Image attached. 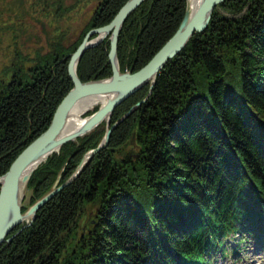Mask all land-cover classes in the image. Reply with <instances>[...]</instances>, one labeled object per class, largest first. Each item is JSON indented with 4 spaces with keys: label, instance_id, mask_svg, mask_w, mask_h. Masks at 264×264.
Wrapping results in <instances>:
<instances>
[{
    "label": "trees",
    "instance_id": "1",
    "mask_svg": "<svg viewBox=\"0 0 264 264\" xmlns=\"http://www.w3.org/2000/svg\"><path fill=\"white\" fill-rule=\"evenodd\" d=\"M126 1L99 0L74 42H52L28 71L0 83V175L50 125L73 86L71 53ZM186 6L145 0L134 10L118 42L122 71L153 57ZM110 47L107 37L84 53L82 80L112 74ZM150 86L118 105L112 123ZM105 131L103 123L40 165L30 205L61 172L60 183L67 180ZM247 237L264 241V0H225L207 29L160 70L108 146L0 246V264H215L218 251L230 250L228 239L237 253Z\"/></svg>",
    "mask_w": 264,
    "mask_h": 264
},
{
    "label": "water",
    "instance_id": "2",
    "mask_svg": "<svg viewBox=\"0 0 264 264\" xmlns=\"http://www.w3.org/2000/svg\"><path fill=\"white\" fill-rule=\"evenodd\" d=\"M143 1L144 0H127L110 23L90 29L77 50L72 53L69 63V72L74 82L73 89L69 91L58 105L47 130L23 150V152L14 160L10 169L3 176H0V181L3 184L0 194V245L6 240V236L12 232L13 229L23 223L27 218L31 219L30 221L27 220L25 226L30 225L34 220L38 209L51 200L58 191L74 181L75 176L79 173L84 162L87 160L86 157H91L107 145L113 128L108 127L103 143L85 155L86 157L82 159L78 165L77 171L70 177V179L60 186L59 181H57L53 190L33 203L28 211L23 214L21 211L23 196L20 194V186L27 182L34 169L37 168L38 162L35 158L39 154L41 155L45 153L44 150L46 149H50V151L54 150L61 146L65 141L76 139L81 134L87 133L90 129L100 123L105 116L108 115V117H110L118 104L123 102L143 85L150 82L152 90L160 70L171 58L185 47L193 34L204 31L208 27L214 8L224 0H201L200 4L192 14H190L189 0H187V10L176 33L157 51L152 59L139 70L134 72L122 71L118 58L119 36L126 18L136 10ZM108 36H110L111 40L109 59L112 64L113 74L106 79H97L87 82L82 81L77 72L78 62L86 50L99 45ZM85 94H111V96L108 102L102 105L98 111L94 113L93 119L91 118L85 122L79 131L60 136L59 134L64 128L69 109L75 101ZM134 107L123 117L125 118L128 116ZM121 120L122 119H120L119 122ZM108 122H110V120ZM28 167L31 169L26 172L23 175L24 178H22L24 170Z\"/></svg>",
    "mask_w": 264,
    "mask_h": 264
},
{
    "label": "rangeland",
    "instance_id": "3",
    "mask_svg": "<svg viewBox=\"0 0 264 264\" xmlns=\"http://www.w3.org/2000/svg\"><path fill=\"white\" fill-rule=\"evenodd\" d=\"M98 1L0 0V83L12 78V63L28 69L33 65L38 53L46 54L51 50L52 42L61 40L66 45L74 42L82 33ZM148 97L149 94L141 103ZM96 106L98 108L99 105ZM31 200L32 189L27 184L23 200L25 208L30 206ZM81 221L83 223L85 218ZM26 223L27 221L21 224ZM20 226L22 228V225ZM21 228L14 234L13 231L10 232V235L15 237L21 232ZM252 241L251 238L248 239L245 244L248 245L246 251L236 255H222L218 252L215 264H264V251L250 249L252 243L249 242ZM228 244L234 245V242L229 241Z\"/></svg>",
    "mask_w": 264,
    "mask_h": 264
},
{
    "label": "bare ground",
    "instance_id": "4",
    "mask_svg": "<svg viewBox=\"0 0 264 264\" xmlns=\"http://www.w3.org/2000/svg\"><path fill=\"white\" fill-rule=\"evenodd\" d=\"M225 1V0H224ZM224 1H222V2H224ZM145 2V0L142 2V3H140V6L143 4ZM200 2H201V0H189V6H190V14H192L195 10H196V8L198 7V5L200 4ZM221 2V3H222ZM221 3H219V4H221ZM219 4H217V6L214 8V11H215V9L219 6ZM187 5H188V3H187ZM139 7V6H138ZM186 10H187V6H186ZM134 12V11H133ZM132 12V13H133ZM131 13V14H132ZM185 13H186V11H185ZM117 14V13H116ZM131 14H129V16L131 15ZM128 16V17H129ZM185 16V15H184ZM212 16H213V14H212ZM127 17V18H128ZM127 18H126V20H127ZM184 18V17H183ZM212 19V18H211ZM125 20V21H126ZM183 20V19H182ZM112 21V20H111ZM110 21V22H111ZM109 22V23H110ZM182 22V21H181ZM108 24V23H107ZM124 24H125V22H124ZM106 25V24H105ZM124 26V25H123ZM98 27H100V26H98ZM123 29V28H122ZM207 29V28H206ZM205 29V30H206ZM178 30V28L176 29V31ZM204 30V31H205ZM90 31V30H89ZM176 31L166 40V42L176 33ZM201 32H203V31H201ZM88 33V32H87ZM86 33V34H87ZM81 35V34H80ZM79 35V36H80ZM194 35V34H193ZM86 36V35H85ZM108 37H110V36H108ZM120 37V36H119ZM193 37V36H192ZM192 37L190 38V40L192 39ZM85 38V37H84ZM84 38H83V40H84ZM107 38V37H106ZM105 38V39H106ZM104 39V40H105ZM82 40V41H83ZM103 40V41H104ZM190 40L187 42V44L190 42ZM102 41V42H103ZM101 42V43H102ZM165 42V43H166ZM100 43V44H101ZM164 43V44H165ZM81 44V43H80ZM119 44V43H118ZM163 44V45H164ZM186 44V45H187ZM110 45H111V40H110ZM162 45V46H163ZM185 45V46H186ZM98 46V45H97ZM161 46V47H162ZM78 47H79V45H78ZM77 47V48H78ZM96 47V46H95ZM77 48L73 51V52H75L76 50H77ZM185 48V47H184ZM184 48H182V50L184 49ZM90 49V48H89ZM110 49H111V47H110ZM182 50H180V52L182 51ZM87 51V50H86ZM85 51V52H86ZM72 52V53H73ZM110 52V51H109ZM179 52V53H180ZM72 53H71V55H72ZM157 53V52H156ZM155 53V54H156ZM178 53V54H179ZM39 54H42V53H38V55L37 56H39ZM154 54V55H155ZM178 54H176L174 57H176ZM84 55V54H83ZM153 55V56H154ZM173 57V58H174ZM118 58H119V56H118ZM70 59H71V56H70ZM152 59V58H151ZM150 59V60H151ZM172 59V58H171ZM109 61H110V59H109ZM69 63H70V60H69ZM69 63H68V72H69ZM79 63V62H78ZM111 63V62H110ZM35 64V61H34V63H33V65ZM119 64H120V61H119ZM167 64V63H166ZM165 64V65H166ZM111 66H112V64H111ZM165 67V66H164ZM163 67V68H164ZM120 68H121V66H120ZM162 68V69H163ZM10 69H12L14 72H13V74L14 73H17L18 71L17 70H19V69H23V71H28L29 70V68L28 69H24L22 66H20V65H18V64H16V63H12L11 65H10ZM77 69H78V64H77ZM161 69V70H162ZM122 70V69H121ZM139 70V69H138ZM125 71H132V70H125ZM137 71V70H136ZM78 72V71H77ZM132 72H134V71H132ZM112 74H113V69H112ZM111 74V75H112ZM79 75V74H78ZM110 75V76H111ZM69 76H70V72H69ZM110 76H107V77H103V78H95V79H90V80H82V78H81V80L82 81H85V82H87V81H92V80H97V79H106V78H109ZM70 78H71V76H70ZM156 79H157V77H156ZM71 80H72V82H73V79L71 78ZM156 81V80H155ZM155 83V82H154ZM147 84H150V82L149 83H147ZM146 85V84H145ZM145 85H143V86H145ZM151 85V84H150ZM142 86V87H143ZM73 87H74V82H73V86L69 89V91L70 90H72L73 89ZM141 87V88H142ZM153 88V87H152ZM139 90V89H138ZM137 90V91H138ZM69 91L65 94V96L69 93ZM137 91H135V92H137ZM134 92V93H135ZM151 92H152V90H151V86H150V91H149V96H150V94H151ZM134 93H132V94H134ZM131 94V95H132ZM130 95V96H131ZM64 96V97H65ZM110 96H111V94H106V95H104V94H85V95H82L77 101H75L74 102V104L72 105V107L69 109V111H68V115H67V117H66V123H65V125H64V128L62 129V131H61V133L59 134L60 136H65V135H67V134H71V133H74V132H77V131H79L82 127H83V125L85 124V122H87L89 119H93V116H94V113L96 112V111H98V109L102 106V105H104L105 103H107L108 102V100H109V98H110ZM129 96V97H130ZM63 97V98H64ZM128 97V98H129ZM127 99V98H126ZM125 99V100H126ZM63 100V99H62ZM61 100V101H62ZM124 100V101H125ZM146 100V99H145ZM123 101V102H124ZM61 103V102H60ZM122 103V102H121ZM120 103V104H121ZM142 104L141 103V101H139V102H137L136 103V105H134V106H132L127 112H125L119 119H117L115 122H113L112 123V115H113V113H114V111H115V109L117 108V106L118 105H120V104H118L117 106H116V108L114 109V111H113V113H112V115L110 116V117H108V115L107 116H105V118L100 122V123H98L94 128H92V129H90L87 133H90V132H92L93 130H95L97 127H99L101 124H103V123H105V128H106V131H105V134H104V136H103V138H102V140H101V142L98 144V146H96V147H94V148H92V149H95V148H97V147H99L100 146V144L101 143H103V140H104V138L106 137V132H107V129H108V127H110V128H113L112 129V131H111V134H112V132L114 131V129L125 119V118H127L128 116H126L125 118L123 117L126 113H128L133 107H134V109L133 110H135V109H137V107H139L140 106V104ZM96 105H99L98 106V108H97V106ZM94 106H96V107H94ZM94 107V109L93 110H91L92 108ZM91 110V111H90ZM56 112V111H55ZM55 112H54V114H55ZM54 114H53V116H54ZM120 119H122L120 122H119V120ZM110 120V122H108ZM117 122H119L117 125H115ZM50 126V125H49ZM48 126V127H49ZM47 127V128H48ZM47 128L44 130V131H46L47 130ZM43 131V132H44ZM42 132V133H43ZM41 133V134H42ZM87 133H85V134H87ZM85 134H81L80 136H78L76 139H69V140H67V141H65L64 143H62L61 144V146H59V147H57V148H55L54 150H51L50 151V149H46V150H44L45 151V153H43V154H39L36 158H35V160L38 162H36L35 160V162L38 164V166H37V168L40 166V165H42L43 163H46L47 162V160L53 155V154H55V153H59L60 152V150H61V148L65 145V144H67L68 142H71L72 140H77L78 138H80V137H83ZM111 134H110V137H111ZM110 137H109V141H110ZM37 139V138H36ZM35 140V139H34ZM33 140V141H34ZM32 141V142H33ZM31 142V143H32ZM30 143V144H31ZM29 144V145H30ZM108 144H109V142L107 143V145L105 146V147H107L108 146ZM29 145H27L23 150H25ZM104 147V148H105ZM92 149H90V150H88V151H86L84 154H83V157H82V159L84 158V157H86L85 155L88 153V152H90ZM103 148H101L100 150H102ZM23 150L18 154V156L23 152ZM99 150V151H100ZM98 151V152H99ZM96 154V153H95ZM94 154V155H95ZM94 155H92L91 157H86V161L84 162V165H83V167L89 162V160L94 156ZM17 156V157H18ZM16 157V158H17ZM15 158V159H16ZM14 159V160H15ZM82 159H81V161H82ZM80 161V162H81ZM14 162V161H13ZM12 162V163H13ZM36 164V165H37ZM80 164V163H79ZM78 164V165H79ZM12 165V164H11ZM11 165H10V167H11ZM35 165V164H34ZM33 165V166H34ZM33 166H31V167H33ZM10 167H9V169H10ZM83 167H82V169H83ZM36 168V169H37ZM8 169V170H9ZM31 168L30 167H28V168H26V170H24V173L22 174V178H24L23 177V175L26 173V172H28L29 170H30ZM36 169H34V171L36 170ZM77 169H78V166L76 167V169H75V171H74V173L73 174H71V176H73L74 174H75V172L77 171ZM82 169L79 171V173L75 176V178H74V180L80 175V173H81V171H82ZM7 170V171H8ZM6 171V172H7ZM34 171L32 172V175H33V173H34ZM5 172V173H6ZM61 172V171H60ZM4 173V174H5ZM4 174H2V175H0V176H3ZM61 174H62V172L60 173V175L57 177V179H56V181H55V183L57 182V181H59V186L60 185H62L63 183H65L68 179H70V177L71 176H69V178L67 179V180H65L64 182H62V183H60V181H61ZM32 175H31V177H32ZM31 177H29V179L27 180V182H23L24 184H21V186H20V194H21V196H23V200H24V195H25V192H26V189H27V184H29L30 183V180H31ZM22 183V182H21ZM71 184V183H70ZM2 182L0 181V194H1V190H2ZM69 185V184H68ZM67 185V186H68ZM67 186H65V187H67ZM64 187V188H65ZM53 188H54V185H53V187L51 188V190H53ZM64 188H62V189H64ZM61 189V190H62ZM50 190V191H51ZM59 192V191H58ZM57 192V193H58ZM42 198V197H41ZM40 199V198H39ZM39 199H37L36 201H38ZM23 200H22V203H21V211H22V213L23 214H25L27 211H28V209L32 206V204L30 205V206H28L27 207V209L25 210V211H23V208H24V205H23ZM35 201V202H36ZM44 206V205H43ZM40 209V208H39ZM38 209V210H39ZM38 212V211H37ZM37 214V213H36ZM35 218H36V216H35ZM35 218H34V220H35ZM30 219L31 218H27L24 222H26L27 220L28 221H30ZM33 220V221H34ZM33 221L31 222V224L33 223ZM30 224V225H31ZM20 225H22V230L24 229V228H26L27 226H25V224H20ZM19 225V226H20ZM23 226H25V227H23ZM29 226V225H28ZM21 230V231H22ZM11 233H9L7 236H6V242H10L13 238H14V236H12V235H10ZM252 239L253 241L252 242H249V243H252L251 245H250V247L251 246H253L254 245V243H255V240L252 238V237H247L245 240L246 241H248V239ZM229 241H232V243L234 242V245H236L237 244V241L236 240H234L233 238H231V239H228V242ZM3 243H5V242H3ZM3 243L0 245V246H2L3 245ZM246 244V243H245ZM245 244H243V246H242V250H239V252H237V253H240V252H245L246 251V247L248 246V245H245ZM226 246L228 247V249H230V250H228L224 255H226L227 253L228 254H232V255H236L237 253H233L232 252V246H233V244H226ZM257 248H259V251H264V241L260 244V245H258V247ZM250 249H253V247L252 248H250ZM219 252V251H218ZM219 253H221V252H219ZM223 255V254H222ZM216 256H217V254H216Z\"/></svg>",
    "mask_w": 264,
    "mask_h": 264
}]
</instances>
